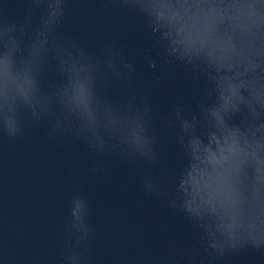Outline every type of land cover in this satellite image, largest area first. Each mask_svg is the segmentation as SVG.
<instances>
[{
    "label": "water",
    "instance_id": "1",
    "mask_svg": "<svg viewBox=\"0 0 264 264\" xmlns=\"http://www.w3.org/2000/svg\"><path fill=\"white\" fill-rule=\"evenodd\" d=\"M0 264H264V0H0Z\"/></svg>",
    "mask_w": 264,
    "mask_h": 264
}]
</instances>
